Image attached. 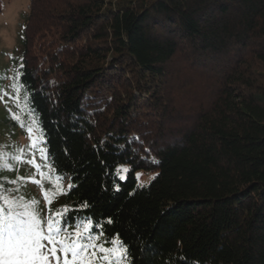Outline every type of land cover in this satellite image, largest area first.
Segmentation results:
<instances>
[{"label":"trees","instance_id":"16d2710c","mask_svg":"<svg viewBox=\"0 0 264 264\" xmlns=\"http://www.w3.org/2000/svg\"><path fill=\"white\" fill-rule=\"evenodd\" d=\"M23 43L28 112L73 185L54 212L87 202L67 218L131 264H264V0H31ZM179 61L211 80L196 109Z\"/></svg>","mask_w":264,"mask_h":264},{"label":"snow or ice","instance_id":"6c2138e0","mask_svg":"<svg viewBox=\"0 0 264 264\" xmlns=\"http://www.w3.org/2000/svg\"><path fill=\"white\" fill-rule=\"evenodd\" d=\"M29 114L32 120L30 126H26L30 138L27 155L31 159H25L23 148L11 157L2 153L0 160L4 162L0 163V171L14 170L7 163L9 159L32 165L41 177L46 170L51 191L45 190L43 195L49 211L45 219L40 214L37 201L10 197L4 184L11 185L16 181L0 179V264H131L128 248L119 235L106 236L103 225L98 221L94 223L87 214L79 217L74 215L71 220L67 218L69 212L86 213L89 208L87 202L76 209L65 205L57 212H51L53 198L66 194L63 187L64 174L60 172L52 175L56 171L55 159L48 152L47 139L36 118L34 107H29ZM14 118L19 120V117ZM64 151L67 155V149ZM37 154L43 164L36 162ZM153 163L159 162L154 160ZM128 171L127 167L117 165L114 175L122 181L126 179ZM136 175L139 178L140 174ZM32 182L41 183L36 180ZM67 187L71 190L73 185L70 183ZM116 190H119L118 184ZM107 223L110 224L111 220L108 219Z\"/></svg>","mask_w":264,"mask_h":264},{"label":"rangeland","instance_id":"374dc122","mask_svg":"<svg viewBox=\"0 0 264 264\" xmlns=\"http://www.w3.org/2000/svg\"><path fill=\"white\" fill-rule=\"evenodd\" d=\"M30 4L31 0H3L0 8V154L7 153L11 157L17 154L18 149L23 148L26 154L25 159L29 160L31 157L27 155V146L30 144V138L26 126H30L32 116L28 112L27 95L20 83L19 76L24 48L23 30L30 13ZM38 48L39 44L35 48L36 53L40 51L37 50ZM41 52L42 50L38 54ZM177 64L182 71H186L188 77L193 78V81L186 83V86L180 91L184 99L182 102H186L193 109L206 104L208 102L206 89L211 80H202V78H198V75L191 74L190 70L187 71L188 65L183 61H179ZM174 67L177 69L176 66ZM194 78L198 81H195ZM14 117H19V120ZM3 162L0 160V163ZM36 162L44 163L40 160L39 154H37ZM7 163L14 170L0 171V179L16 181V183L8 185L9 188L4 186L6 193L10 197H23L29 202L37 201L40 214L46 219L49 207L43 193L45 190L51 191L47 171L45 170V175L41 177L28 163H17L12 159L7 160ZM123 166L128 168L127 165ZM137 173L140 174L137 178L139 186L147 185L154 177L152 172L138 170ZM33 180L41 181V183H33ZM68 185L69 183L63 180L64 190L68 188ZM61 198L63 195L53 198L50 206L51 212L55 213L53 208L61 204Z\"/></svg>","mask_w":264,"mask_h":264}]
</instances>
